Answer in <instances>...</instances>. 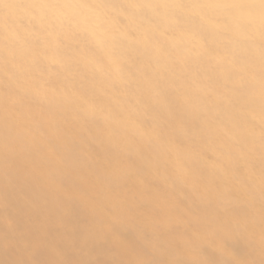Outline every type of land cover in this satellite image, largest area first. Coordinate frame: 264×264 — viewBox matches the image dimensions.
I'll return each instance as SVG.
<instances>
[{
    "label": "bare ground",
    "instance_id": "obj_1",
    "mask_svg": "<svg viewBox=\"0 0 264 264\" xmlns=\"http://www.w3.org/2000/svg\"><path fill=\"white\" fill-rule=\"evenodd\" d=\"M0 264H264V0H0Z\"/></svg>",
    "mask_w": 264,
    "mask_h": 264
}]
</instances>
